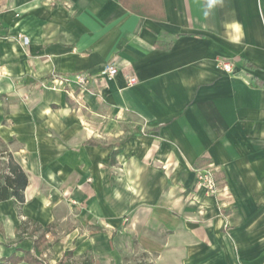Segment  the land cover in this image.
<instances>
[{"label": "crops", "instance_id": "crops-1", "mask_svg": "<svg viewBox=\"0 0 264 264\" xmlns=\"http://www.w3.org/2000/svg\"><path fill=\"white\" fill-rule=\"evenodd\" d=\"M0 136L7 264H264V0H0Z\"/></svg>", "mask_w": 264, "mask_h": 264}, {"label": "trees", "instance_id": "trees-1", "mask_svg": "<svg viewBox=\"0 0 264 264\" xmlns=\"http://www.w3.org/2000/svg\"><path fill=\"white\" fill-rule=\"evenodd\" d=\"M29 184V176L22 165L17 161L9 144L0 136V201L13 199L18 207L25 202V189ZM70 252H66L58 264H68ZM25 257L31 264H40L39 260L30 251ZM17 258L11 256L1 259L0 264H7ZM89 259L82 264H93Z\"/></svg>", "mask_w": 264, "mask_h": 264}, {"label": "built area", "instance_id": "built-area-1", "mask_svg": "<svg viewBox=\"0 0 264 264\" xmlns=\"http://www.w3.org/2000/svg\"><path fill=\"white\" fill-rule=\"evenodd\" d=\"M219 65L227 72L233 71V65L230 62L220 61ZM119 69L115 63H105L100 66L97 71L86 70L75 74L74 78H55L51 87L57 88L70 81H76L83 89L87 87L89 82L96 76L112 79L117 75ZM128 85L132 86L138 83L137 76L127 74ZM195 187L204 190L207 194H213L217 191V182L214 175V168L207 166L196 169L195 174Z\"/></svg>", "mask_w": 264, "mask_h": 264}, {"label": "rangeland", "instance_id": "rangeland-1", "mask_svg": "<svg viewBox=\"0 0 264 264\" xmlns=\"http://www.w3.org/2000/svg\"><path fill=\"white\" fill-rule=\"evenodd\" d=\"M136 258H137V257H136ZM123 259H126L125 261H127V260L130 259V258H129V257H128V258H125V257H124ZM133 259H134V258H133ZM133 259H132V260H133ZM138 259L142 260V258H138ZM77 261H79L78 258L73 259V262H77ZM136 261H137L136 264H142V263H139L138 260H136ZM141 262H143V261H141ZM124 264H127V263L124 262Z\"/></svg>", "mask_w": 264, "mask_h": 264}]
</instances>
